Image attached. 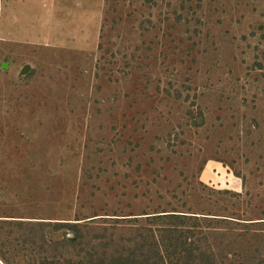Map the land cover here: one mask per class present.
<instances>
[{"label":"rangeland","instance_id":"1","mask_svg":"<svg viewBox=\"0 0 264 264\" xmlns=\"http://www.w3.org/2000/svg\"><path fill=\"white\" fill-rule=\"evenodd\" d=\"M1 61L0 264L178 221L195 258L264 264V0H0Z\"/></svg>","mask_w":264,"mask_h":264},{"label":"trees","instance_id":"2","mask_svg":"<svg viewBox=\"0 0 264 264\" xmlns=\"http://www.w3.org/2000/svg\"><path fill=\"white\" fill-rule=\"evenodd\" d=\"M178 218V217H186V215L181 214H174V213H161V214H153V215H147L145 218H151V219H161V218ZM197 218V216H192ZM184 219V218H180ZM183 221H178V224H172V227L175 228H168L173 233H177L176 238H171L168 244H164L167 248H172V251H166L163 253V249H161L162 246L159 244L160 242H152L150 241L151 235L146 236H140L139 243H134V245L137 246V248L134 249L131 247V249H122V251H119L116 254H113L111 256H106L103 254V256L93 259L89 257H85V259H81L79 255H76L78 257V261H76L75 264H215L216 262V256L215 254H211L209 257H205L204 255H200L197 258H195V255H192V251L187 249L188 245H192V243H188V238L190 229L183 227L177 228V226L181 225ZM22 224V223H17ZM42 225V224H38ZM74 230L72 231V237H67L68 243H77L78 240V231H75V228L71 226ZM167 228H161V231L166 232L164 235H167L168 238L170 235L167 233ZM179 230V231H178ZM139 234V233H138ZM183 234V235H182ZM138 236V235H137ZM166 238V241L169 240ZM126 241H129L128 239ZM64 242V241H63ZM129 243V242H128ZM153 250L150 252L149 256L145 257L146 253L142 254V251H144V248ZM146 249V252L148 253L149 250ZM197 248H194L193 251L196 252ZM74 264V263H73Z\"/></svg>","mask_w":264,"mask_h":264},{"label":"water","instance_id":"3","mask_svg":"<svg viewBox=\"0 0 264 264\" xmlns=\"http://www.w3.org/2000/svg\"><path fill=\"white\" fill-rule=\"evenodd\" d=\"M8 67V63H7V61H1L0 62V68H2V69H6ZM26 70V69H25ZM25 70L23 71V72H25ZM71 236H73L72 234H71Z\"/></svg>","mask_w":264,"mask_h":264}]
</instances>
